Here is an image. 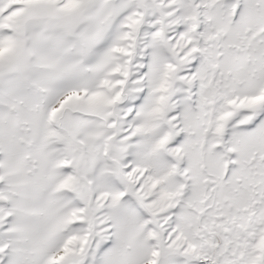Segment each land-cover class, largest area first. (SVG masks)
I'll list each match as a JSON object with an SVG mask.
<instances>
[{"label": "snow or ice", "instance_id": "6c2138e0", "mask_svg": "<svg viewBox=\"0 0 264 264\" xmlns=\"http://www.w3.org/2000/svg\"><path fill=\"white\" fill-rule=\"evenodd\" d=\"M0 264H264V0H0Z\"/></svg>", "mask_w": 264, "mask_h": 264}]
</instances>
